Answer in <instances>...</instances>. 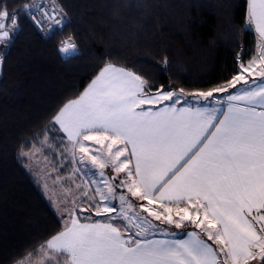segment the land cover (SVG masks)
Wrapping results in <instances>:
<instances>
[{
    "label": "snow or ice",
    "instance_id": "1",
    "mask_svg": "<svg viewBox=\"0 0 264 264\" xmlns=\"http://www.w3.org/2000/svg\"><path fill=\"white\" fill-rule=\"evenodd\" d=\"M247 3L246 24L254 25L259 35L258 54L247 64L239 63L226 87L187 94L179 89V95L157 89L153 94L149 80L107 63L76 98L56 111L45 129L54 133L52 139L63 134L61 142L66 137L73 152L79 146L101 169L110 163L117 174L123 173L122 178L112 179L119 178L131 197L147 201L139 205L143 212L177 229L184 222L191 223L217 247L195 230L184 239H149L157 226L129 211L132 202L120 194L121 224L112 222L118 219L114 216L82 223L73 209L62 229L29 256L39 254L41 264H264V110H256L257 106L264 109V79L256 88L229 94L226 110L176 107L183 95L208 101L214 93L235 89L242 80L247 85L246 74L264 78V0ZM0 8L4 46L19 30L20 12L38 29L47 26L49 35L66 26V17L58 19L55 9L50 14L36 4H25L13 13L6 5ZM38 11L42 12L39 17ZM58 52L75 55L74 38L61 41ZM163 63L167 65L166 57ZM165 101L170 103L157 107ZM47 139L46 135L41 144ZM87 141L104 146L107 159L90 154L83 143ZM104 187L106 193L96 188L100 197L99 202L93 201L97 216L117 211L110 202L102 203L115 198V187L107 182ZM130 225L137 229L134 236L141 238L126 235Z\"/></svg>",
    "mask_w": 264,
    "mask_h": 264
},
{
    "label": "trees",
    "instance_id": "2",
    "mask_svg": "<svg viewBox=\"0 0 264 264\" xmlns=\"http://www.w3.org/2000/svg\"><path fill=\"white\" fill-rule=\"evenodd\" d=\"M55 1L60 18L66 17L62 32L49 35L47 26L38 29L20 12L12 42L0 43V264L18 263L62 229L65 218L25 153L41 148L61 174L72 171L67 138L52 139L45 129L105 64L135 71L151 82L152 92L187 94L226 87L239 63L257 54L258 34L246 24L247 0ZM25 4L37 5L0 1L9 13ZM70 36L78 52L64 56L58 45ZM192 226L184 224L179 237Z\"/></svg>",
    "mask_w": 264,
    "mask_h": 264
},
{
    "label": "rangeland",
    "instance_id": "3",
    "mask_svg": "<svg viewBox=\"0 0 264 264\" xmlns=\"http://www.w3.org/2000/svg\"><path fill=\"white\" fill-rule=\"evenodd\" d=\"M249 61L244 63L247 64ZM176 92L178 95L180 94L179 91ZM184 96L190 97V95H183V97ZM93 144L96 143L93 142ZM67 151L70 155L71 160L73 161V167L72 171L66 175L61 174L60 169L54 167L52 161L43 155L41 148L33 147L30 151L25 153L26 157L29 160V167L37 173V176L40 178V181L45 188L48 197L54 202V205L60 212V214L64 216V222H66L68 219V212L75 209L76 214L80 219H106L108 216H114L118 217V219L112 222L121 224L123 218L120 217L119 212V209L122 207L119 196L120 194H124L133 204L132 209H130L129 211L140 213L142 218L146 217L147 219L151 220L154 225L157 226L153 228L148 238L154 236L155 234L168 233L170 232L169 230H171L172 233H179V229L169 228L165 225L166 222H164L163 220H155L154 217H151L148 215V213L142 211L139 205L141 203L146 205L147 201H140L135 197H131L127 192V189L120 186L119 178L123 177V173L117 174L113 170V167L110 163L105 168L101 169L99 167V164L92 163L90 155H85L81 152L80 154L79 152L77 153V156L80 159L78 161L80 162H74L75 160L73 156L74 152L72 150V146H69V148H67ZM106 152V148L98 144H96V146L92 145V150H89L90 154H96L98 159L105 160L107 159ZM68 160V158L62 159V164H64V162H67ZM101 172L104 173L103 177H101L100 175ZM117 176L119 178L114 181L112 177ZM105 182L112 184L115 187L116 191L114 194L115 198L110 199V201H104L102 203L110 202L111 205L117 208V211L97 216V209L95 204H93V201L99 202L100 197L99 194L96 193V188L100 187L106 193L107 189L104 187ZM185 223L186 222H184V224ZM129 229V234L131 233L134 238H141L134 236L137 229L131 227V225L129 226ZM38 256H28L26 258H37ZM221 258L223 259L222 254ZM250 264H257V262L251 261Z\"/></svg>",
    "mask_w": 264,
    "mask_h": 264
},
{
    "label": "crops",
    "instance_id": "4",
    "mask_svg": "<svg viewBox=\"0 0 264 264\" xmlns=\"http://www.w3.org/2000/svg\"><path fill=\"white\" fill-rule=\"evenodd\" d=\"M250 26L255 29L254 25H250ZM258 43H260L259 35H258ZM257 54H258V49H257ZM0 72H1V55H0ZM246 76L248 77V79H247L248 80V84L247 85H245L244 81L242 80L236 85L235 89L229 88L227 92L214 93L213 97L209 98L208 101H205L203 99L195 100V99H193L192 96H190V97L189 96L188 97L184 96V97H182L180 103L176 104V107L179 108V107L191 106L193 108H195V107H207V108H218V109H221V110H226L227 106H228V103H229V101L227 99L229 94L235 95L237 93H240L241 89L245 88V87H248L250 89L251 88H256L261 83L262 79H264V78H262V77H260L259 75H256V74H253L251 76H248V75H246ZM152 93L155 94V92H152ZM184 100H187L190 103L189 104H185ZM168 103H170V102L165 101L161 105H158L157 107H163V106H165ZM233 103H238L239 106H241V107L244 106L242 102H233ZM256 110L257 111H261V110H264V109H261L259 106H257ZM83 143L85 144V146L90 151L92 150V145L96 146V144H93V141H87V142H83ZM78 152L80 154L79 146H77L76 151L74 152V155H73L74 156V160H75L74 162H80V161H78V160H80L78 158V156H77ZM158 210L162 211V209H158ZM80 220H81L82 223H91V222H95V221L103 222L106 219H102V218L101 219H89V218L86 219V218H82ZM113 223H115V222H113ZM186 223H188V222H186ZM165 224H167V223H165ZM168 225H173L174 226V224H168ZM194 230L197 233H199L201 235V238L204 239L207 243L212 244L213 247H216L214 242L213 241H208L207 240V236L203 234L202 230L195 228L194 225L189 229V231H187V233L188 232H192ZM169 231L170 232H168V233L155 234L154 236L149 237V239H153V240H174V239H184V238H186V235H184L183 237H179V235H178L179 233H175L176 235L174 236V235H172V231L171 230H169ZM128 234L129 233H126V235H128ZM41 259H42V257L39 255L37 258H26V259H24L23 261H20V262H22V264H41ZM16 264H18V263H16Z\"/></svg>",
    "mask_w": 264,
    "mask_h": 264
},
{
    "label": "built area",
    "instance_id": "5",
    "mask_svg": "<svg viewBox=\"0 0 264 264\" xmlns=\"http://www.w3.org/2000/svg\"><path fill=\"white\" fill-rule=\"evenodd\" d=\"M36 3L37 5L41 6L44 11H48L50 14L52 13V10L55 9L58 19L63 14L61 5L55 0H36ZM39 15H42V12L38 11L37 17H39Z\"/></svg>",
    "mask_w": 264,
    "mask_h": 264
},
{
    "label": "water",
    "instance_id": "6",
    "mask_svg": "<svg viewBox=\"0 0 264 264\" xmlns=\"http://www.w3.org/2000/svg\"><path fill=\"white\" fill-rule=\"evenodd\" d=\"M1 1V0H0Z\"/></svg>",
    "mask_w": 264,
    "mask_h": 264
}]
</instances>
